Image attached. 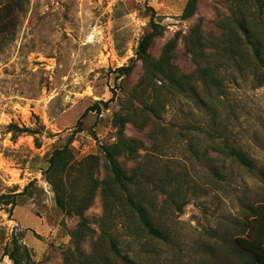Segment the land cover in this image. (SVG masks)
I'll return each instance as SVG.
<instances>
[{
    "label": "rangeland",
    "instance_id": "obj_1",
    "mask_svg": "<svg viewBox=\"0 0 264 264\" xmlns=\"http://www.w3.org/2000/svg\"><path fill=\"white\" fill-rule=\"evenodd\" d=\"M188 1L0 0V10L15 6L16 13L0 22V195H16L15 207L0 208V264H13L7 253L15 239L33 264H125L111 241L134 264H233L236 238L264 204V67L247 42L231 36V21L247 22L264 60V0H199L183 20ZM150 9L165 27L151 57L180 33L174 65L196 80L197 95L153 99L137 58ZM200 22L218 66L220 85L212 89L186 49ZM154 101L155 113L148 108ZM96 103L101 111L84 116ZM118 114L127 118L126 135L142 142L134 159L119 158L121 166L135 175L132 192L169 241L149 235L122 197L107 204L102 183L111 175L102 147L118 142ZM11 124L39 133L16 135ZM67 145L70 205L91 195L85 228L73 207L58 206L49 169ZM228 148L254 168L227 156ZM91 156L101 157L98 167Z\"/></svg>",
    "mask_w": 264,
    "mask_h": 264
},
{
    "label": "trees",
    "instance_id": "obj_2",
    "mask_svg": "<svg viewBox=\"0 0 264 264\" xmlns=\"http://www.w3.org/2000/svg\"><path fill=\"white\" fill-rule=\"evenodd\" d=\"M199 0H189L186 8L181 16L183 20L192 18L198 9ZM153 11V9H150ZM7 12L11 17H15V6H8L0 10V22L4 21V13ZM154 13V11H153ZM10 25V24H9ZM247 22L241 18L234 17L231 21V36L241 37L247 44H249L256 54L261 66L264 67V60L260 56V48L256 47L253 43V39L250 36ZM1 28V27H0ZM165 27L160 22L156 21L155 13L150 20V32L146 34L139 43L137 58L143 63L145 70V80L147 81L148 88L152 91L153 99L160 100L162 95L170 91L180 96H186L187 94H196L195 79H188L184 75L180 74L175 68L174 60L176 58V49L180 40V33L176 34L166 46L162 49L161 55L158 59H153L150 55V49L156 40V38L163 35ZM10 31H7V33ZM13 35V33H10ZM13 37V36H12ZM186 49L189 54L192 55L197 65V76L202 81L203 86L210 89L220 85L215 72L216 67L211 59V54L208 53V44L206 43L204 33L202 31L201 22L192 28L190 33L185 37ZM226 50L231 48L226 45ZM132 66L123 67L118 70L120 76H126L131 73ZM107 105V103H105ZM157 105L154 101L153 105H149L150 111L155 113ZM91 111H101L100 105L96 103L93 107L88 109L84 116ZM115 122L118 127V142L112 145H106L102 147V155L105 160L106 169L110 173L111 177L109 181L102 183L105 185V197L108 198L107 204L112 198L125 200V203L138 215V218L146 229L147 233L154 238L169 241L168 235H166L161 229L156 227L151 221L146 208L141 201L136 197V193L132 192L134 186L137 185V179L135 175H128L123 169L119 158L126 156L129 159H134L137 156L138 150L142 147V142L130 138L126 135L127 118L122 115H116ZM8 129L10 132L16 135L23 134H37V130L28 127H19L15 124H11ZM226 154L229 157L236 159L243 166L253 169V161L244 153L237 151L233 148H228ZM93 168L100 165L101 157L91 156L88 157ZM87 158V161H88ZM50 173L53 175L54 189L56 191V200L60 208L73 207L74 210L80 214L83 218L84 211L88 207V203L91 201V195L85 197L74 205H70L72 194L68 195L64 188V177H68L74 170V155L69 146H65L63 149L57 150L53 153L49 160ZM97 181V180H96ZM16 195L4 194L0 195V208L7 206L13 208L16 205ZM125 198H124V197ZM86 219H82L81 227H86ZM83 234H80V238ZM237 245L246 252H254L261 249L264 242V204L256 209L251 216L250 224L246 227L245 237L236 238ZM111 249L125 264H134L127 256L123 255L117 244L111 241ZM13 264H33L32 257L24 245L15 239L13 248L10 253H7ZM253 264V263H252Z\"/></svg>",
    "mask_w": 264,
    "mask_h": 264
},
{
    "label": "crops",
    "instance_id": "obj_3",
    "mask_svg": "<svg viewBox=\"0 0 264 264\" xmlns=\"http://www.w3.org/2000/svg\"><path fill=\"white\" fill-rule=\"evenodd\" d=\"M233 264H264V242L261 249L256 253L243 251L236 247L235 254L232 255Z\"/></svg>",
    "mask_w": 264,
    "mask_h": 264
}]
</instances>
